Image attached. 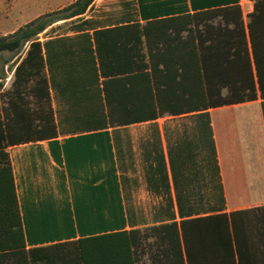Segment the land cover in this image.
<instances>
[{
    "label": "crops",
    "instance_id": "1",
    "mask_svg": "<svg viewBox=\"0 0 264 264\" xmlns=\"http://www.w3.org/2000/svg\"><path fill=\"white\" fill-rule=\"evenodd\" d=\"M74 1L46 0L34 14L20 11L25 16L17 21L1 7L0 33ZM235 3L253 10L252 0H94L81 17L43 31L55 29L39 39L56 133L42 137V120L34 118L31 137L7 148L28 248L85 238L82 244L92 246L100 240L93 237L136 230L137 264H152L167 244L163 237L175 225L182 236L186 219L233 211L264 217V98L137 118L152 112L143 108V81L136 77L132 85L116 75L150 63L144 34L128 43L133 56L116 58L123 70L116 75L103 73L95 38L99 29ZM238 189H255L256 196L245 200Z\"/></svg>",
    "mask_w": 264,
    "mask_h": 264
},
{
    "label": "trees",
    "instance_id": "2",
    "mask_svg": "<svg viewBox=\"0 0 264 264\" xmlns=\"http://www.w3.org/2000/svg\"><path fill=\"white\" fill-rule=\"evenodd\" d=\"M93 1L75 0L0 36V51L17 52L30 44L15 69L13 97L7 107L0 104V264H137L139 260L133 249L136 230L93 237L100 240L92 246L82 244L85 238L28 248L7 149L31 137L35 114L42 120L37 129L42 137L56 133L39 35L54 22L81 17ZM252 1L247 21L242 5L235 3L145 24L99 29L95 38L102 71L114 75L123 71L116 68L120 63L116 58L128 52L133 56L134 45L128 43L134 36L141 42L142 33L150 63H138L137 72L125 70L122 77L116 75V80L132 85L136 77L143 81V108H152V112L137 118H155L166 110L193 111L264 98V0ZM130 30L137 35L128 34ZM111 61L115 66L109 65ZM31 81L33 93L38 100H46L48 110L35 113L25 106L24 91ZM106 97L112 121L119 120L108 91ZM181 226L182 236L175 225L174 233L163 237L167 244L152 255V264H264V217L222 212L186 219Z\"/></svg>",
    "mask_w": 264,
    "mask_h": 264
},
{
    "label": "rangeland",
    "instance_id": "3",
    "mask_svg": "<svg viewBox=\"0 0 264 264\" xmlns=\"http://www.w3.org/2000/svg\"><path fill=\"white\" fill-rule=\"evenodd\" d=\"M48 6V2L46 0H0V8L6 10V12L10 13L11 19L21 20L23 16H25L23 13L27 11L29 14H34L35 12L42 10V8H45ZM243 11L245 13V19L248 20V12L249 7L247 4L242 6ZM20 11H23L22 14H20ZM27 15V13H25ZM20 18V19H19ZM14 20V21H15ZM219 19H215V22H218ZM8 26V25H7ZM0 25V29H1ZM53 30H50L48 32H42L40 33L39 37L44 36L45 34L52 33ZM3 35L0 33V36ZM27 49V44L24 45L20 50L17 52H10V51H0V104L4 107L8 106L9 99L13 97L14 88H15V74H14V68L16 64L18 63L19 59L24 55L25 51ZM34 84L33 81L30 82L28 85V89H25L24 95L26 100V106L29 107L33 112H38L41 109L48 110V105L46 104V100H38L37 96L33 93L32 85ZM227 91L224 90V93ZM40 109V110H39ZM35 117L38 118L37 114H35ZM258 133V130H257ZM240 173H238L239 175ZM240 194V197L244 196L245 200H252L256 196L255 189H238ZM241 191V192H240ZM151 241H154L152 239Z\"/></svg>",
    "mask_w": 264,
    "mask_h": 264
}]
</instances>
